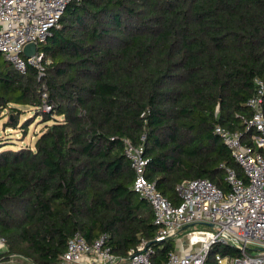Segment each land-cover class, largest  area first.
Returning <instances> with one entry per match:
<instances>
[{
    "label": "trees",
    "instance_id": "1",
    "mask_svg": "<svg viewBox=\"0 0 264 264\" xmlns=\"http://www.w3.org/2000/svg\"><path fill=\"white\" fill-rule=\"evenodd\" d=\"M40 49L42 77L0 53L4 129L26 136L44 123L33 146L0 139V263L61 264L76 232L90 242L108 233L121 255L152 241L153 207L133 189L125 139L143 143L149 180L176 205L185 179L228 191L229 167L247 180L214 128L246 130L238 115H251L264 80V0H74ZM25 107L35 113L21 121ZM152 243L154 264L176 250L174 239ZM219 252L239 250L215 244L205 264Z\"/></svg>",
    "mask_w": 264,
    "mask_h": 264
},
{
    "label": "built area",
    "instance_id": "2",
    "mask_svg": "<svg viewBox=\"0 0 264 264\" xmlns=\"http://www.w3.org/2000/svg\"><path fill=\"white\" fill-rule=\"evenodd\" d=\"M73 1L0 0V53L19 72L26 73L32 65L42 77L46 56L39 44L59 26L65 9ZM30 43H35L38 50L27 57L24 48ZM255 83L256 91L247 101L251 115H238L246 130L231 131L220 124L214 128L247 178L239 177L234 169L227 167L228 191L209 178L185 179L176 186L181 202L174 204L149 180V159L143 143L136 145L125 139V153L135 173L133 189L153 207L157 233L152 241L180 242L162 264H205L212 246L218 243L236 248L239 253L219 252L215 255L217 264H264V80L256 78ZM47 96L43 92L44 111L52 109ZM251 129L255 132L250 133ZM189 224H201L208 229L189 231L186 245L181 238ZM152 241L142 239L127 255H121L113 251L108 233L90 242L76 232L68 240L61 264H154L157 248ZM7 250V241L0 236V253ZM14 258L15 255L0 264H21Z\"/></svg>",
    "mask_w": 264,
    "mask_h": 264
},
{
    "label": "rangeland",
    "instance_id": "3",
    "mask_svg": "<svg viewBox=\"0 0 264 264\" xmlns=\"http://www.w3.org/2000/svg\"><path fill=\"white\" fill-rule=\"evenodd\" d=\"M41 45H42V43L39 44V48L41 47ZM24 109H25L24 111H26V112L21 116V121H24L27 117H29L35 113V111L33 109H31L30 107H25ZM2 116L3 117H0V139H4L3 143L8 142L4 148H7V147L17 148L19 146H29V145L33 146L36 138L38 137L39 133L41 132L42 128L44 127V123L41 121V117H38L30 125L28 134L26 136H23L20 128L4 129V122L9 117L8 111H5ZM203 229H208V227L201 225V224H196V225H192V226L186 228L182 232L181 241H183L186 245H188L189 244L188 232L193 231V230H203ZM179 244H180V242L176 241V248L178 247ZM13 260L15 262H19L21 264H27V262L23 261V259L19 256H15V258Z\"/></svg>",
    "mask_w": 264,
    "mask_h": 264
},
{
    "label": "water",
    "instance_id": "4",
    "mask_svg": "<svg viewBox=\"0 0 264 264\" xmlns=\"http://www.w3.org/2000/svg\"><path fill=\"white\" fill-rule=\"evenodd\" d=\"M38 50V46L35 43H30L28 45L25 46L24 48V54L27 57H30L32 55H34ZM192 224L186 225L185 228H188L189 226H191Z\"/></svg>",
    "mask_w": 264,
    "mask_h": 264
}]
</instances>
